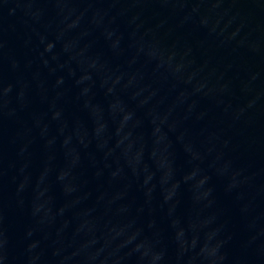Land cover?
I'll return each mask as SVG.
<instances>
[{"label": "water", "instance_id": "1", "mask_svg": "<svg viewBox=\"0 0 264 264\" xmlns=\"http://www.w3.org/2000/svg\"><path fill=\"white\" fill-rule=\"evenodd\" d=\"M0 264H264V0H0Z\"/></svg>", "mask_w": 264, "mask_h": 264}]
</instances>
